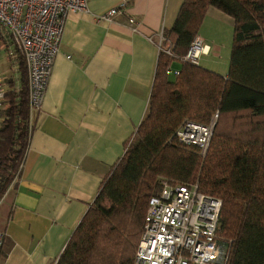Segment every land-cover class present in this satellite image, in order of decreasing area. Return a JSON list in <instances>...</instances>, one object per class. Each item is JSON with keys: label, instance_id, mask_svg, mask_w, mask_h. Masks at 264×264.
<instances>
[{"label": "trees", "instance_id": "1", "mask_svg": "<svg viewBox=\"0 0 264 264\" xmlns=\"http://www.w3.org/2000/svg\"><path fill=\"white\" fill-rule=\"evenodd\" d=\"M208 7L233 19L227 73L182 61L170 80L166 67L181 61ZM170 44L174 58L163 50ZM18 56L21 87L6 92L0 106V198L20 171L33 127ZM215 112L205 157L172 139L183 120L207 123ZM161 176L197 181L200 191L221 199L217 233L227 264H264V0L182 1L162 32L146 115L55 264H132L147 200L159 191Z\"/></svg>", "mask_w": 264, "mask_h": 264}, {"label": "crops", "instance_id": "2", "mask_svg": "<svg viewBox=\"0 0 264 264\" xmlns=\"http://www.w3.org/2000/svg\"><path fill=\"white\" fill-rule=\"evenodd\" d=\"M182 1L86 0L84 10L67 14L20 171L0 198V264L56 263L146 115L160 38ZM111 7L122 12L111 21L95 19ZM214 10L208 7L204 19L211 14L226 21ZM200 30L208 48L202 57L215 47ZM1 37L3 86L18 91L20 59ZM181 62L174 58L166 74H178Z\"/></svg>", "mask_w": 264, "mask_h": 264}, {"label": "built area", "instance_id": "3", "mask_svg": "<svg viewBox=\"0 0 264 264\" xmlns=\"http://www.w3.org/2000/svg\"><path fill=\"white\" fill-rule=\"evenodd\" d=\"M85 8L86 0H0V36L10 41L22 57L30 121L32 113L41 107L66 16ZM121 12V7H111L94 17L111 21ZM127 20L136 29L135 18L128 16ZM172 49L170 44L163 50L174 57ZM207 51L202 39L195 35L181 61L198 65L200 55ZM170 71L173 72L166 68V72ZM3 85L0 75V106L6 93ZM217 116L218 112L213 113L207 123L185 119L173 138L193 145L203 158ZM159 183V191L147 200L132 264H227V247L217 233L221 199L200 191L197 181L179 183L162 178ZM2 239L0 232V250Z\"/></svg>", "mask_w": 264, "mask_h": 264}, {"label": "rangeland", "instance_id": "4", "mask_svg": "<svg viewBox=\"0 0 264 264\" xmlns=\"http://www.w3.org/2000/svg\"><path fill=\"white\" fill-rule=\"evenodd\" d=\"M217 13L225 17L226 21L208 14L205 19H203L204 23L200 27V34L203 35L215 49L209 55L200 57L199 63L217 73L226 74L232 43V25L229 22L231 18L222 12L218 11ZM12 49L14 50L13 46ZM173 76V74H170L168 78L172 80L174 78ZM171 137L175 140L173 134ZM161 178H163V176H161ZM161 178L159 177L158 181H160Z\"/></svg>", "mask_w": 264, "mask_h": 264}]
</instances>
